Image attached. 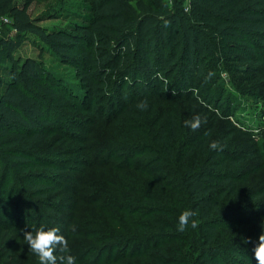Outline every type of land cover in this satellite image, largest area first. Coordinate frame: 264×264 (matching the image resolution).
<instances>
[{"label":"trees","instance_id":"trees-1","mask_svg":"<svg viewBox=\"0 0 264 264\" xmlns=\"http://www.w3.org/2000/svg\"><path fill=\"white\" fill-rule=\"evenodd\" d=\"M39 1L0 0V264H39L23 233L41 227L68 241L58 264H258L264 190L241 186L264 136L235 158L210 144L231 117L222 74L264 86V0H63L33 17ZM60 18L75 21L42 25ZM29 42L73 76L22 57ZM185 209L197 226L178 231Z\"/></svg>","mask_w":264,"mask_h":264},{"label":"rangeland","instance_id":"rangeland-1","mask_svg":"<svg viewBox=\"0 0 264 264\" xmlns=\"http://www.w3.org/2000/svg\"><path fill=\"white\" fill-rule=\"evenodd\" d=\"M63 0H40L31 6V13L33 17L39 14H44L49 8L59 7ZM78 6V10L82 11L83 14H87L85 10L86 4L83 0H64L62 7L67 9L69 7ZM75 19H53L47 20L42 25L64 27L70 22H74ZM260 52V50H258ZM22 57H34L45 61V64L49 69L53 70L59 76L69 79L72 75V70L68 68V64H62L55 60L49 53L40 52L37 47L32 45L30 42L26 43L19 51ZM261 55V54H260ZM262 67H264V58H259ZM220 86H224L223 99L220 108H227L226 111L230 110L231 117L230 121L226 118H221L220 124L217 125L216 131L212 133L213 140L218 141L219 146H223L226 142H231L232 145L228 151L232 154V158H235L242 152H248L253 149L254 144L264 136V86L262 84L257 90L255 87H247L244 83L241 85L240 78L238 76L230 75L228 73L222 74ZM232 104V105H231ZM231 109H228V107ZM226 113V112H225ZM248 133V134H247ZM230 134V135H229ZM232 135V136H231ZM227 139L222 140V137ZM239 145V147H237ZM262 163L259 159L245 162V168L253 170L252 173L245 177L242 183L241 190L243 192L253 193L256 190H264V168L261 166ZM245 174L247 172L243 170ZM264 198V196H263ZM1 254H5V250H0ZM18 259L23 256V252L17 253ZM113 257L106 255L103 258L104 262H108ZM2 262V261H1ZM231 264V263H230Z\"/></svg>","mask_w":264,"mask_h":264},{"label":"clouds","instance_id":"clouds-1","mask_svg":"<svg viewBox=\"0 0 264 264\" xmlns=\"http://www.w3.org/2000/svg\"><path fill=\"white\" fill-rule=\"evenodd\" d=\"M149 107L146 101L137 103V108L146 110ZM200 115H195L190 120H185L184 124L192 129H196L201 125ZM219 146L218 141H211L210 147L217 149ZM195 215L192 209H185L178 217L177 230L184 231L186 227L191 224L192 228L197 226L195 219H190ZM23 238L26 240L27 245L36 254L39 264H58L57 251H67L68 241L61 233L59 227L37 229L34 233L26 231L23 233ZM254 254L258 264H264V232L258 236V241L255 243ZM76 257L72 254L60 256L59 261L63 264H75Z\"/></svg>","mask_w":264,"mask_h":264}]
</instances>
